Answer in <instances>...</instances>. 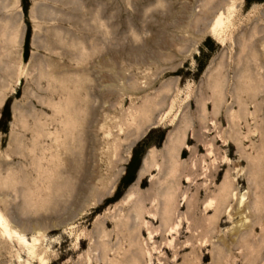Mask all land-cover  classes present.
<instances>
[{
	"label": "rangeland",
	"instance_id": "rangeland-1",
	"mask_svg": "<svg viewBox=\"0 0 264 264\" xmlns=\"http://www.w3.org/2000/svg\"><path fill=\"white\" fill-rule=\"evenodd\" d=\"M0 214V264H264V0H0Z\"/></svg>",
	"mask_w": 264,
	"mask_h": 264
},
{
	"label": "bare ground",
	"instance_id": "bare-ground-1",
	"mask_svg": "<svg viewBox=\"0 0 264 264\" xmlns=\"http://www.w3.org/2000/svg\"><path fill=\"white\" fill-rule=\"evenodd\" d=\"M2 220V215L0 214V221ZM3 221V220H2ZM6 229H8L7 225L5 226Z\"/></svg>",
	"mask_w": 264,
	"mask_h": 264
},
{
	"label": "trees",
	"instance_id": "trees-1",
	"mask_svg": "<svg viewBox=\"0 0 264 264\" xmlns=\"http://www.w3.org/2000/svg\"><path fill=\"white\" fill-rule=\"evenodd\" d=\"M128 176V173H127V175L125 176V178Z\"/></svg>",
	"mask_w": 264,
	"mask_h": 264
}]
</instances>
